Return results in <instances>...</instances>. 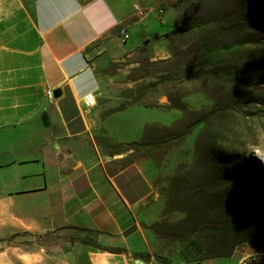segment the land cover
Wrapping results in <instances>:
<instances>
[{
  "label": "rangeland",
  "instance_id": "obj_1",
  "mask_svg": "<svg viewBox=\"0 0 264 264\" xmlns=\"http://www.w3.org/2000/svg\"><path fill=\"white\" fill-rule=\"evenodd\" d=\"M129 1L153 16L150 33L132 28L134 47L117 57L120 42L107 38L88 50L99 78L93 138L154 186L131 259L264 264V0ZM182 24L194 26L163 35ZM89 238L61 226L3 239L66 264Z\"/></svg>",
  "mask_w": 264,
  "mask_h": 264
},
{
  "label": "crops",
  "instance_id": "obj_2",
  "mask_svg": "<svg viewBox=\"0 0 264 264\" xmlns=\"http://www.w3.org/2000/svg\"><path fill=\"white\" fill-rule=\"evenodd\" d=\"M151 18L135 16L129 0H0V238L85 227L126 251L72 246L64 263L133 264L154 186L139 163H120L123 152L101 150L97 105L83 113L81 97L99 90L90 45L107 38L120 42L113 56L123 55L134 47L131 29L148 35ZM55 88L61 94L49 97ZM48 257L0 241V264H59Z\"/></svg>",
  "mask_w": 264,
  "mask_h": 264
},
{
  "label": "built area",
  "instance_id": "obj_3",
  "mask_svg": "<svg viewBox=\"0 0 264 264\" xmlns=\"http://www.w3.org/2000/svg\"><path fill=\"white\" fill-rule=\"evenodd\" d=\"M133 9L135 12V16H137L138 18H143L147 11L145 8H143L142 6H140L137 3L133 4ZM119 35L121 36V39L127 40L129 38V33L126 30V28L121 27L119 29ZM46 94L49 97H52V90L49 89L46 91ZM97 100H98V93L94 92V91H88L86 92L82 97H81V106H82V111L83 113H87L90 110H92L96 105H97ZM133 264H150L148 262H145L141 259H136L133 261Z\"/></svg>",
  "mask_w": 264,
  "mask_h": 264
},
{
  "label": "trees",
  "instance_id": "obj_4",
  "mask_svg": "<svg viewBox=\"0 0 264 264\" xmlns=\"http://www.w3.org/2000/svg\"><path fill=\"white\" fill-rule=\"evenodd\" d=\"M191 26H194V24H182V25H176L175 27H173L172 29H170L169 31L163 33L164 36H170L171 34L173 33H176V32H180V31H183V30H186L188 28H190ZM5 239L3 238H0V241H4ZM84 244H87L89 246H92V247H95V248H99V249H102V250H106V251H110V252H116V253H120V252H123L125 251V248L123 247H118V246H108V245H102V244H99L96 240L92 239V238H89L87 240H84L83 241ZM169 264H180V263H169Z\"/></svg>",
  "mask_w": 264,
  "mask_h": 264
},
{
  "label": "water",
  "instance_id": "obj_5",
  "mask_svg": "<svg viewBox=\"0 0 264 264\" xmlns=\"http://www.w3.org/2000/svg\"><path fill=\"white\" fill-rule=\"evenodd\" d=\"M175 5L176 6H179L180 5V1H176L175 2ZM61 94V90H60V88H55V89H53V91H52V96L53 97H57V96H59Z\"/></svg>",
  "mask_w": 264,
  "mask_h": 264
},
{
  "label": "bare ground",
  "instance_id": "obj_6",
  "mask_svg": "<svg viewBox=\"0 0 264 264\" xmlns=\"http://www.w3.org/2000/svg\"><path fill=\"white\" fill-rule=\"evenodd\" d=\"M120 156H121V154H116V155H114V157H120ZM247 257H248V255L243 256V257L239 260V262H240V263H244V260L247 259Z\"/></svg>",
  "mask_w": 264,
  "mask_h": 264
}]
</instances>
